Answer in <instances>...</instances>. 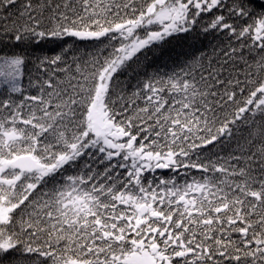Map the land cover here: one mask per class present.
Here are the masks:
<instances>
[{"label": "snow or ice", "instance_id": "6c2138e0", "mask_svg": "<svg viewBox=\"0 0 264 264\" xmlns=\"http://www.w3.org/2000/svg\"><path fill=\"white\" fill-rule=\"evenodd\" d=\"M0 264H264V0H0Z\"/></svg>", "mask_w": 264, "mask_h": 264}]
</instances>
